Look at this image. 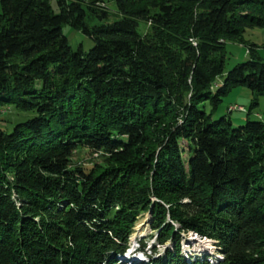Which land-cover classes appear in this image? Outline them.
Returning a JSON list of instances; mask_svg holds the SVG:
<instances>
[{
  "label": "trees",
  "instance_id": "1",
  "mask_svg": "<svg viewBox=\"0 0 264 264\" xmlns=\"http://www.w3.org/2000/svg\"><path fill=\"white\" fill-rule=\"evenodd\" d=\"M114 1L119 18L88 25L105 0H0V104L34 112L0 127V264H123L145 212L171 243L149 264H264V108L213 117L234 86L264 94L244 37L264 0ZM64 23L93 45L72 49ZM229 41L248 57L225 71ZM181 231L223 257L183 255Z\"/></svg>",
  "mask_w": 264,
  "mask_h": 264
},
{
  "label": "rangeland",
  "instance_id": "2",
  "mask_svg": "<svg viewBox=\"0 0 264 264\" xmlns=\"http://www.w3.org/2000/svg\"><path fill=\"white\" fill-rule=\"evenodd\" d=\"M51 6L55 11H57V0H49ZM106 9L108 10V16L99 18H90L87 16L86 21L88 25H93L94 23H99L102 21H112L121 16V14L116 10V5L114 0H105ZM144 28V22H139V29ZM62 31L66 35L69 45L72 49H82L87 51L94 43L93 39L84 33L81 29L72 27L71 25L64 23L62 26ZM244 37L248 42H253L256 44L257 53L264 61V27H248L244 32ZM247 45L229 41L225 46V62L224 70H228L237 62L247 59ZM223 75L217 78L220 81ZM256 98L257 104L249 113L250 118L258 117L262 109L264 108V94L253 95L251 90L245 85H237L230 89V91L223 96L220 105L214 110L213 117H219L222 114H229L231 117L233 125H238L246 121V110H231L228 112L227 106L229 104L237 103L243 105L244 108H248L249 103L252 98ZM229 105V107L231 106ZM34 114L33 111L24 110L16 107L13 103H2L0 104V127L10 130L14 123L22 121ZM78 157V156H76ZM88 157V155H87ZM155 229L150 226L149 213H141L137 219L133 232L129 238V246L127 248V255L132 257H138L140 260L137 262H144V264H149L150 260L148 253H152V248L155 245L158 251H163L164 247L171 246V243L158 245L155 239ZM146 240L145 249L146 252H142L137 249L138 240ZM136 248V249H135ZM218 242L212 238H207L200 236L193 231L183 232L181 231V242L180 250L183 255L199 256L207 255L209 257L217 256L218 258L223 257V253L219 251ZM160 253V252H159ZM126 257V256H124ZM129 260H124L123 264H133Z\"/></svg>",
  "mask_w": 264,
  "mask_h": 264
},
{
  "label": "built area",
  "instance_id": "3",
  "mask_svg": "<svg viewBox=\"0 0 264 264\" xmlns=\"http://www.w3.org/2000/svg\"><path fill=\"white\" fill-rule=\"evenodd\" d=\"M229 108L231 109H236V110H244V106L243 105H240V104H237V103H233V105H231Z\"/></svg>",
  "mask_w": 264,
  "mask_h": 264
},
{
  "label": "bare ground",
  "instance_id": "4",
  "mask_svg": "<svg viewBox=\"0 0 264 264\" xmlns=\"http://www.w3.org/2000/svg\"><path fill=\"white\" fill-rule=\"evenodd\" d=\"M231 109V108H230Z\"/></svg>",
  "mask_w": 264,
  "mask_h": 264
},
{
  "label": "crops",
  "instance_id": "5",
  "mask_svg": "<svg viewBox=\"0 0 264 264\" xmlns=\"http://www.w3.org/2000/svg\"><path fill=\"white\" fill-rule=\"evenodd\" d=\"M247 51V50H246Z\"/></svg>",
  "mask_w": 264,
  "mask_h": 264
},
{
  "label": "water",
  "instance_id": "6",
  "mask_svg": "<svg viewBox=\"0 0 264 264\" xmlns=\"http://www.w3.org/2000/svg\"><path fill=\"white\" fill-rule=\"evenodd\" d=\"M150 212V211H149Z\"/></svg>",
  "mask_w": 264,
  "mask_h": 264
}]
</instances>
